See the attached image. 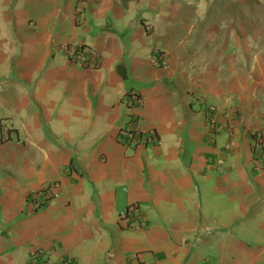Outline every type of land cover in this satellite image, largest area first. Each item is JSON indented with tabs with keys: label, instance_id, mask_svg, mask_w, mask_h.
Here are the masks:
<instances>
[{
	"label": "crops",
	"instance_id": "obj_1",
	"mask_svg": "<svg viewBox=\"0 0 264 264\" xmlns=\"http://www.w3.org/2000/svg\"><path fill=\"white\" fill-rule=\"evenodd\" d=\"M70 42L98 66L71 64ZM130 91L158 133L133 147L116 135ZM255 132L264 0H0V264H264ZM47 183L57 196L34 208ZM129 203L144 227L119 221Z\"/></svg>",
	"mask_w": 264,
	"mask_h": 264
},
{
	"label": "built area",
	"instance_id": "obj_2",
	"mask_svg": "<svg viewBox=\"0 0 264 264\" xmlns=\"http://www.w3.org/2000/svg\"><path fill=\"white\" fill-rule=\"evenodd\" d=\"M82 1V0H79ZM82 7L76 8V13L80 14ZM59 50L68 58L69 62L74 65H82L86 67L96 68L100 61L99 51L92 45L84 43H63L60 45ZM151 62L155 66H166L168 64V56L164 50L159 47L152 49ZM127 106L130 110L128 114V120L124 126L118 128L116 135L118 140L127 147H133L146 142L155 141L158 138V133L154 129L144 130L140 127V112L144 106V99L140 93L130 91L126 94ZM216 113L214 106L207 107L206 117L212 122L213 128L215 124L213 122ZM253 148L258 155L261 153V149L264 147V134L262 132L253 133ZM256 170H261L260 166H255ZM55 184L47 183L40 188L33 189L29 193L30 202L34 208L42 207L51 198L57 196L53 191ZM119 221L126 227L140 229L146 225V218L144 210L137 203H129L125 210L119 215ZM38 253L32 254V260H37ZM130 259L133 260V264H142L137 260V254H132ZM41 264H55L50 260L48 253L43 254ZM62 264H74L69 259H64Z\"/></svg>",
	"mask_w": 264,
	"mask_h": 264
}]
</instances>
